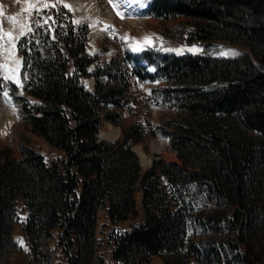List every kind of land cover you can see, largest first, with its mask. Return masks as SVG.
Segmentation results:
<instances>
[{
    "label": "trees",
    "instance_id": "16d2710c",
    "mask_svg": "<svg viewBox=\"0 0 264 264\" xmlns=\"http://www.w3.org/2000/svg\"><path fill=\"white\" fill-rule=\"evenodd\" d=\"M149 12L196 20V39L244 44L251 54L148 50L131 66L120 56L89 71L90 26L62 4L39 12L17 42L24 89L17 99L23 120L66 159L48 161L32 148L22 158L1 153L0 264L17 251L25 264H55L49 243L57 228L66 264H149L155 255L163 264H264V0H153ZM92 76L93 92L85 85ZM147 79L163 80L157 97L180 112L158 129L181 161L155 159L143 171L128 144L143 138L139 123L115 142L99 134L105 121L119 124L132 82ZM138 189L144 220L111 232L109 262L100 252L99 212L128 218ZM19 200L29 211L28 260L13 236Z\"/></svg>",
    "mask_w": 264,
    "mask_h": 264
},
{
    "label": "rangeland",
    "instance_id": "374dc122",
    "mask_svg": "<svg viewBox=\"0 0 264 264\" xmlns=\"http://www.w3.org/2000/svg\"><path fill=\"white\" fill-rule=\"evenodd\" d=\"M149 1L137 0L135 7H143V3ZM59 4L69 5L78 22H89L87 17L81 15L82 11L76 7L74 0H17L14 4H9L8 0H0V36L3 37L0 39V44L2 42L10 50L3 52L5 60L2 63V68L5 69V72L0 74L3 85V88L0 89V97L7 93V96L17 107V116L11 119L12 122L2 121L0 123V155L5 152L12 157L22 158L25 154L24 150L32 148L43 154L48 161L58 160L61 163L66 159V153L63 149L54 146L46 138L34 132L31 125L23 120L21 115L22 101L17 99L19 95L24 94V89H21V55L17 51V41L22 36L21 33L26 34L31 29H29V25L39 12L50 5ZM105 12L106 10L103 11L104 16L109 18V23H100L95 27L92 22H89L93 29L87 50L92 56H96V60L90 66L89 71H96V68L103 67L114 57L120 56L129 59L131 66L135 63L133 56L140 54L143 50L151 49L162 54L194 53L229 58L240 57L247 53L251 54V49L244 44L232 43L227 40L204 42L196 39L194 32L197 29V21L190 18L160 19L146 16L144 11L145 18H141L142 15L136 12L118 9L115 10L113 16ZM8 17H15L13 22L21 28L20 32L17 33L6 28V24L12 22ZM95 31L102 32L97 44L93 43ZM5 33H10L11 37ZM141 64H146V62L142 61ZM149 71L155 72L152 66L149 67ZM102 80L106 81V78L103 77ZM91 81L93 85L96 84L95 77L86 80L88 88L93 91L94 87L90 84ZM12 83L18 85L17 91L13 90ZM166 86L161 79H147L143 83L134 80L129 91V103L125 108L119 110L121 113L119 124L105 121L99 134L101 139L115 142L118 139H123L124 132L139 123L145 132L143 138L138 142L130 141L128 144L139 155L143 171L148 169L155 159L162 158L166 162L181 161L171 145L170 138L161 134L158 129L165 120L175 119L180 113L176 106L164 104L157 97L155 91ZM108 109L113 110V107L109 106ZM156 145H159L160 148H156ZM139 149L145 155L140 153ZM28 214L26 204L19 200L13 236L18 244L17 250L21 252V255H26L27 260L34 258L25 231V221ZM99 215L97 235L103 243L100 252L109 262H115L114 245L111 243L110 234L113 230L118 232L131 230L133 226L144 220L142 190H137L136 212L130 214L128 218L114 222L111 220L107 209H101ZM60 231V228L53 231V238L49 243L52 251L51 260L55 264H66V257L62 245L59 243ZM17 252L10 253L4 264H25ZM149 264H163L162 257L155 255Z\"/></svg>",
    "mask_w": 264,
    "mask_h": 264
},
{
    "label": "bare ground",
    "instance_id": "6f19581e",
    "mask_svg": "<svg viewBox=\"0 0 264 264\" xmlns=\"http://www.w3.org/2000/svg\"><path fill=\"white\" fill-rule=\"evenodd\" d=\"M31 1V0H27ZM9 4H14L17 2V0H8ZM135 2L137 0H112L110 3V0H74V3L76 7L79 8V10L82 11L81 15L87 17V20L89 22H92V24L97 27L100 23L101 24H106L109 23V18H106L104 16L103 11L106 10L105 13H107L110 16L115 15V10H127L129 12H136L138 14H141V18H145V13L141 10V8H136L135 7ZM113 4H115L117 7H113ZM144 8L146 7L143 6ZM18 15V14H17ZM17 19V18H16ZM6 28L11 29L12 31L15 32H20L21 28L16 25L13 21L8 22L6 24ZM102 35V32L95 31L93 34V43L97 44V41L99 37ZM97 46V45H96ZM5 50L10 51L9 49L6 48L5 45L1 42L0 44V65H3V61L5 60V57L3 55V52ZM5 72V69L0 67V74ZM93 85V82L91 81L90 83ZM17 116V107L15 106L14 102L7 96V95H2L0 97V123L2 121H7V122H12ZM162 145V144H161ZM156 148H160L159 145H156ZM140 150V153L143 155L144 152Z\"/></svg>",
    "mask_w": 264,
    "mask_h": 264
},
{
    "label": "snow or ice",
    "instance_id": "6c2138e0",
    "mask_svg": "<svg viewBox=\"0 0 264 264\" xmlns=\"http://www.w3.org/2000/svg\"><path fill=\"white\" fill-rule=\"evenodd\" d=\"M112 2V0H110V3ZM65 8H69L70 9V6L69 5H67V4H64L63 5ZM113 7L115 8V7H117L115 4H113ZM71 10V9H70ZM117 14L118 15H120V13L119 12H117ZM123 18V17H122ZM8 19L9 20H11V21H14L15 20V17H8ZM31 28V25H29V29ZM22 35H23V33H21ZM5 35H8L9 37H11V34L10 33H5ZM3 37L2 36H0V39H2ZM147 39V38H146ZM0 67H3V65H0ZM4 95H7V93H4Z\"/></svg>",
    "mask_w": 264,
    "mask_h": 264
}]
</instances>
